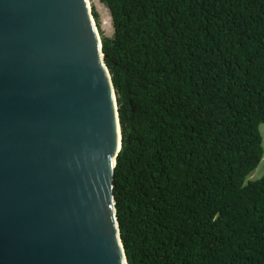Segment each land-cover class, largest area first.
Here are the masks:
<instances>
[{
    "label": "trees",
    "instance_id": "trees-1",
    "mask_svg": "<svg viewBox=\"0 0 264 264\" xmlns=\"http://www.w3.org/2000/svg\"><path fill=\"white\" fill-rule=\"evenodd\" d=\"M101 1L128 263L264 264V0Z\"/></svg>",
    "mask_w": 264,
    "mask_h": 264
},
{
    "label": "water",
    "instance_id": "water-1",
    "mask_svg": "<svg viewBox=\"0 0 264 264\" xmlns=\"http://www.w3.org/2000/svg\"><path fill=\"white\" fill-rule=\"evenodd\" d=\"M121 147L89 0H0V264H129Z\"/></svg>",
    "mask_w": 264,
    "mask_h": 264
},
{
    "label": "rangeland",
    "instance_id": "rangeland-1",
    "mask_svg": "<svg viewBox=\"0 0 264 264\" xmlns=\"http://www.w3.org/2000/svg\"><path fill=\"white\" fill-rule=\"evenodd\" d=\"M89 2L101 37L111 36L114 32V28L112 24L111 14L107 5L103 3L101 0H89ZM262 125L260 126L261 132H262ZM262 134L264 135V129ZM263 173H264V158L262 165L261 166L259 165L256 168V170L253 171V175L250 178H257L261 176Z\"/></svg>",
    "mask_w": 264,
    "mask_h": 264
},
{
    "label": "clouds",
    "instance_id": "clouds-1",
    "mask_svg": "<svg viewBox=\"0 0 264 264\" xmlns=\"http://www.w3.org/2000/svg\"><path fill=\"white\" fill-rule=\"evenodd\" d=\"M259 179V178H258Z\"/></svg>",
    "mask_w": 264,
    "mask_h": 264
}]
</instances>
